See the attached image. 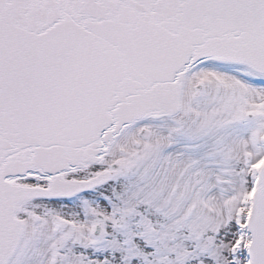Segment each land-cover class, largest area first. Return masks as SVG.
I'll return each mask as SVG.
<instances>
[{"label": "snow or ice", "instance_id": "1", "mask_svg": "<svg viewBox=\"0 0 264 264\" xmlns=\"http://www.w3.org/2000/svg\"><path fill=\"white\" fill-rule=\"evenodd\" d=\"M0 264H264V0H0Z\"/></svg>", "mask_w": 264, "mask_h": 264}]
</instances>
